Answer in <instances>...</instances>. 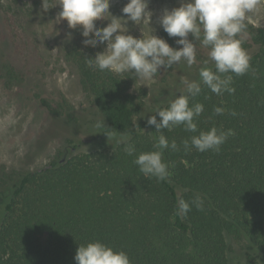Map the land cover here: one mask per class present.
Masks as SVG:
<instances>
[{"label":"trees","instance_id":"1","mask_svg":"<svg viewBox=\"0 0 264 264\" xmlns=\"http://www.w3.org/2000/svg\"><path fill=\"white\" fill-rule=\"evenodd\" d=\"M33 12L20 9L12 14L24 21L20 27L11 25L10 31H28ZM246 25V33L238 38L245 50L256 51L250 56L248 73H229L235 92L216 95L202 86L190 100V106H204L195 120L197 133L185 131L182 125L162 130L180 148L164 151L170 183L144 178L133 163L135 156H128L121 144L78 153L84 141L77 134L68 137L44 169L2 175L0 264H76L79 244L96 240L125 251L131 264H230L228 238L244 244L243 264H259L264 255V27L248 21ZM164 36L170 46L182 47L176 44L178 37L166 32ZM83 39L74 29L63 53L97 108L98 123L104 121L106 127H91L90 142L107 138L102 132L117 137L118 132H130L137 155L154 150L160 135L147 125L148 116L169 106L184 87L182 78L198 80L200 68H214L211 62L204 64L208 49L196 42V64L188 67L181 62L161 69L146 100H140L133 92L138 78L132 73L101 72L88 66V58L98 50L85 47ZM32 70L31 64L26 70L3 65L9 83L24 81ZM37 98L55 119L80 127L81 119L69 102ZM215 107L226 111L216 115ZM214 126L234 131L220 151L199 152L194 147L184 151L183 140ZM197 195L203 198L202 210L193 206L186 218L178 217V196L191 201Z\"/></svg>","mask_w":264,"mask_h":264},{"label":"clouds","instance_id":"2","mask_svg":"<svg viewBox=\"0 0 264 264\" xmlns=\"http://www.w3.org/2000/svg\"><path fill=\"white\" fill-rule=\"evenodd\" d=\"M111 0H57L52 7L59 6L57 19L67 21L70 29H79L84 38L85 47H97L106 44L103 51L97 52L94 58H88V66L101 72L110 71L117 74L132 73L141 80L152 79L161 69H171L173 65L184 62L188 67L196 64L197 43L208 49V59L214 68L207 66L199 69L198 80L182 78L184 87L167 108L157 109L154 115L148 116L147 125L154 126L160 133L155 138L152 151L136 154L135 143L131 141L130 132H118L115 136L104 133L108 140L114 139L123 145L128 156H135L133 163L138 166L144 178L155 177L158 181L171 182L169 164L164 161V151H179L175 140L169 142L162 130H171L183 126L190 133H197L195 120L204 111V106L196 103L190 106V100L198 96L202 86L207 87L216 95L235 92L233 76H242L251 68V57L242 47V37L246 33V20L258 4V0H180L179 7L164 8L158 18L159 25L169 37H178L174 48L154 34L137 38L127 34L128 30L119 21H131L138 25L145 19L151 20L153 13L149 10V0H128L121 9L124 18H118L109 11ZM49 7L46 0L42 2L45 12ZM110 17L111 19H108ZM97 20L110 21L107 26L96 25ZM189 35L193 39H189ZM71 38V33H69ZM226 109L215 107L216 115H223ZM236 115L235 112L231 113ZM157 115L160 120H157ZM143 117V116H141ZM96 127L106 128L104 121ZM234 135V131L217 129L215 126L208 131H199L189 139L183 140L185 152L195 148L199 152L209 150L220 151V146ZM195 206L202 210L203 198L197 195L191 201L178 196L175 214L186 218ZM76 264H131L128 254L96 240L79 244L74 256Z\"/></svg>","mask_w":264,"mask_h":264},{"label":"rangeland","instance_id":"3","mask_svg":"<svg viewBox=\"0 0 264 264\" xmlns=\"http://www.w3.org/2000/svg\"><path fill=\"white\" fill-rule=\"evenodd\" d=\"M43 0H1L0 6V177L13 171H39L48 166L57 151L65 145L68 137L77 134L83 140L78 153L92 152L98 149H110L117 143L114 139L102 138L90 142L91 127L98 124V111L91 97L83 90L80 77L75 68L64 59L63 48L74 31L67 21L58 22L60 7L57 0H46L49 7L45 12ZM128 0H111L109 11L118 18H124L121 9ZM180 0H149L151 20L145 19L134 24L121 19L119 22L137 38L157 35L167 42L164 30L158 18L164 8L179 7ZM34 11L32 25L28 31L20 29L10 31L11 25L19 26L22 20L12 14L19 10ZM35 9V10H34ZM111 19L110 17H107ZM13 20V21H12ZM249 23L264 27V0H258L257 7L248 14ZM10 22V23H9ZM110 21L97 20L96 25L107 26ZM106 44L96 47L103 51ZM251 56L256 49L246 50ZM5 63L19 70L33 65L32 72L24 81L9 83L3 71ZM36 66H35V65ZM35 66V68H34ZM155 83L138 78L133 92L140 100H146V94ZM37 96L55 102L66 100L81 119L80 127H71L62 120L55 119L39 103ZM95 120V124H91ZM77 132V133H75ZM3 207H0V221ZM230 264L245 262L244 244L228 238ZM264 264V255L258 260Z\"/></svg>","mask_w":264,"mask_h":264}]
</instances>
